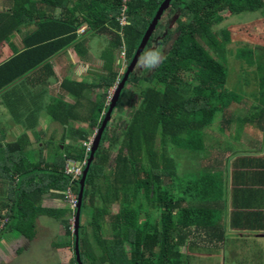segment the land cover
<instances>
[{
  "label": "trees",
  "instance_id": "16d2710c",
  "mask_svg": "<svg viewBox=\"0 0 264 264\" xmlns=\"http://www.w3.org/2000/svg\"><path fill=\"white\" fill-rule=\"evenodd\" d=\"M13 1L9 11L0 12V43L10 42L13 33L22 32L27 23L34 22L36 29L24 37L25 51L13 48L14 57L0 66V91L14 87L18 81L38 71L49 70L53 76V59L68 50L76 48V52L85 57L89 49L81 44L94 35L110 37L102 52L103 60L112 57L111 53L107 55L108 51H123L129 64L164 0H131L128 25L123 29L118 22L120 0ZM175 11L178 13L171 20L176 24L173 44L150 72L151 82L140 90L139 104L130 106L120 134L110 132L109 121L90 166L79 231L82 264H188L189 256L182 251L184 248L211 246L213 240L224 241L225 230L213 207L217 197L210 185H214V179L209 182L204 174L196 178L179 176L178 164L168 146L203 152L205 129L212 125L218 112L241 98L226 89L225 62L231 34L229 37L221 35L214 27L225 20L224 12L229 16L264 12V0H172L164 14ZM263 23L264 19L256 20L248 24V28L255 30ZM84 25L89 26L87 34L79 32ZM253 36L256 48H238L235 56L248 66L258 65L261 70L264 35ZM124 42L126 48L123 49ZM105 65L106 74L97 83L73 79L63 82L62 89L72 103L65 98L54 100L49 107L54 120L69 126L70 120L91 121V129L100 130L105 117L102 114L108 110L102 102V94L99 102H91L88 117L80 115L77 108L88 107L86 92L108 91L123 79L127 67L122 73V69L115 70V61L108 60ZM186 79L193 92L191 96L183 89L188 83ZM129 82L130 77L120 98ZM77 133L80 140L88 137L86 131ZM106 142L109 147L105 146ZM30 143L25 132L7 149L0 145L4 151L1 159L4 174L11 173L10 180L17 184L9 195L12 204L0 203V223L7 220L0 235L11 230L33 241L37 235V219L47 216L62 221L67 234L72 236V242L56 246L74 252L75 237L69 224L73 210L66 199L71 180L64 169L68 159L83 160L85 148L81 145L80 150L71 152L69 148L61 150L57 146L54 161L47 163L42 158L32 163L24 156L18 158L24 154V145ZM111 160L113 166L109 169ZM166 179L170 181L167 184ZM79 183L80 180L73 184L76 194L80 190ZM51 193L64 201L63 206L43 205ZM88 204L92 206L91 237L82 223ZM113 207L116 212L111 211ZM106 217L111 238L104 233ZM72 264H77L75 257Z\"/></svg>",
  "mask_w": 264,
  "mask_h": 264
},
{
  "label": "crops",
  "instance_id": "0c3cea01",
  "mask_svg": "<svg viewBox=\"0 0 264 264\" xmlns=\"http://www.w3.org/2000/svg\"><path fill=\"white\" fill-rule=\"evenodd\" d=\"M13 2V0H0V12L10 9L13 5ZM85 26L87 25H84L83 27ZM23 28H25L26 31L14 32V36L12 35L10 42L0 43V66L14 57L15 54L13 48L19 50L20 52L25 51L26 48L24 46V37L28 33L35 31L36 26L34 22H31L27 23L24 27H22V29ZM91 39H93V36ZM259 46L262 45L259 43ZM253 48H256V46ZM104 50L105 47L103 51ZM68 51L57 55L53 59L52 68L55 73L53 76L49 74V70L43 73L38 71L33 73L28 78L18 81L14 87L0 91V145L5 149H7L8 146L17 143L19 141V137L25 132L27 133L31 144H33L34 139V142L38 141L40 144V141H42V136L45 134L44 129H49L46 128V122L48 121V112L50 111L47 107L45 112L43 107L47 99L46 95H48L47 88L51 89L53 83L54 89L55 85L57 84V92L55 93L54 97H56V99L65 98V101L72 103V100L68 97V94L62 89V84L65 80L69 79L84 81L85 77L83 74L79 75L78 69L86 62L82 60V57H78V59L76 56L80 55L75 51L74 58L72 56L74 59L73 73L71 71L68 72L71 73L73 77L66 76L60 80L58 74L61 73L62 70L64 73L66 72L64 67L66 68L67 61L64 60L63 56L69 53ZM261 52L264 54V50ZM118 58H121L120 55ZM63 60L65 62H63ZM101 61L103 64L99 65L102 68L101 71H103L105 70L103 68L104 60L101 58ZM78 63H80L79 66ZM89 64L94 66L92 63ZM253 66L255 67V72H257V70L259 71L258 65ZM68 70H70V66L67 71ZM255 72H253V74L250 76L252 90L248 91V93L253 91L252 94L255 99L254 104L250 105L249 108L244 107L243 110L246 112L242 111V114L238 117L235 116L234 120H232L231 116L223 120V123L221 124L225 125V128L223 126L218 128L219 133L214 132L213 129L209 127L206 128L204 131L205 144L203 154L193 157H190L189 155L184 156L192 159L198 158L197 162L199 165L197 169V176L204 174L206 175L209 182H213L214 179V185H210L211 188L214 189L215 197H217L213 207L217 214H219L218 216H220V225L225 230V241L226 237H233L240 241H252L256 244V247L263 248L260 249V252H264V75H261L260 77V75H255ZM102 74H106V71ZM74 76H79V78L82 80H79V78L75 79ZM99 81L100 78H97L94 83ZM103 90L104 89L101 90L102 96H104V94H108L106 90ZM100 98L101 94L100 97L95 101H92L88 97L90 100H87L88 107L83 106L77 108L79 114L88 117L92 110V103L99 102ZM240 99L236 103H239ZM103 103L106 105V102ZM236 103L234 104L236 105ZM238 105L242 107L241 104ZM8 110L10 111V114L8 113ZM225 110L229 116V112H237V105L235 107L234 105H230ZM20 113L23 114V116H19ZM104 114L106 113H103L102 117ZM112 118L113 117H111V120ZM70 121L71 123L75 122L76 124H74V126H69L66 123L54 120L50 125L53 128L61 126L64 129L65 133L61 136V139H64L65 136L68 138L66 132L67 130H72L75 132L74 135H77L76 140L79 141L80 146L82 145L83 147L84 142H86L89 138L94 137L97 130H99V128H94L93 132V129H91V121ZM10 122H12L13 125L11 124L8 126ZM80 123L83 124L80 126ZM53 124L56 125L53 126ZM80 128L82 129L80 130ZM31 131H34V134ZM77 131H86L88 133L87 139L84 141L82 139L80 140V136L78 135ZM233 132L236 133L234 136ZM37 133L39 135H37ZM45 140L47 142L46 144L50 145L49 147L47 145L46 148H43V144L38 146L39 148L41 147L42 157L44 160L47 163H51L56 158L55 152L53 158H50L47 154L52 155L53 151L51 148L55 146L61 147V145L59 141H54L52 134L49 135L48 139ZM68 148L71 150V152L72 150H80L78 147L75 149L74 147L70 148L68 146L65 150ZM61 150H63L62 147ZM6 151L8 153V150ZM3 156L4 151L2 147H0V158L2 159ZM184 156L181 158L186 160L187 158ZM1 159L0 161L3 163V165L0 167V203L3 201L1 203L3 205L4 203L12 204V201H10L11 199L8 202H4V196L6 195H4V193L7 192L9 193L8 195H10L16 188L17 184L16 182L10 180L11 173L4 174V162ZM69 160L75 161L73 159H68L67 161ZM182 161L180 160V162ZM177 170L179 176H186L185 171H183L179 166L177 167ZM213 176L215 178H213ZM5 200L7 201V199ZM63 203L64 201H62L60 197H58L56 194L54 195V193H51L45 198L43 205L51 208H58L63 206ZM3 205L1 207H3ZM42 218L43 216H40L37 219L36 224L38 226H36V230L39 228V222L42 220ZM16 237L18 238L8 241L7 244L5 243L3 246L5 248L3 249L5 250V253L6 248L8 250H12V248L15 249L17 247V242L22 240L21 238H24L25 241L29 242V240L22 235ZM194 248L196 247L193 246L186 249L188 252H190V250ZM222 248H224V246L221 247V250ZM19 249L21 251V248ZM3 250L0 251V254L3 252ZM72 261H70V264H72Z\"/></svg>",
  "mask_w": 264,
  "mask_h": 264
},
{
  "label": "rangeland",
  "instance_id": "374dc122",
  "mask_svg": "<svg viewBox=\"0 0 264 264\" xmlns=\"http://www.w3.org/2000/svg\"><path fill=\"white\" fill-rule=\"evenodd\" d=\"M176 13H178V11H175L172 14L166 13V15L164 16L162 20L165 21L164 23L167 24L169 21L172 20V18L175 16L174 14ZM263 14H264L263 11H257V12H252V13H242V14H238L234 16H229V13L224 12L223 15L225 17V20L221 24L214 27V30L222 33L221 35H224V36L227 35L229 37L231 34L232 41L231 43H228V54H227V58L225 62L227 69H228L226 89L229 92L240 95L241 97L240 102L236 103L237 112L235 113L229 112V116H228L226 110H221L215 115L212 125L209 127L213 129L214 132L219 133L218 128H220L221 126L225 128V125L221 124L223 123V120L227 119L230 116L232 117V120H234L235 119L234 117L235 116L238 117L239 115H241L242 111L246 112L243 110L244 107L249 108L250 105L254 104L255 99L252 94L253 91L249 93L248 91L252 90V83L250 82L251 80L250 76L251 74H253V72H255V67L248 66L245 64V62L236 58L235 52L238 48H241V47L248 48L251 46L252 47L257 46V44H255V42L252 41L256 39L254 38L253 34L255 35L263 34L264 35V23L261 24L259 27H257V29L255 30L249 29L248 24H251L252 22H255L256 20L260 21L264 19ZM166 24H163V25L165 26ZM164 26H162L156 31L157 36H161L163 33H165V28H167L168 26H165V27ZM175 26L170 27V28L175 30L176 29ZM23 31L25 32L26 29L23 28L22 32ZM88 31H89V26L87 25L83 27L80 32L82 34H87ZM251 32L253 34H251ZM233 34L236 36L237 38L236 40L234 39L235 37L233 36ZM238 34L240 37L238 36ZM109 38L110 37L108 35H104V36L94 35L93 39L89 37V40L85 44L84 42L81 44L83 48L89 49V53L85 57H82V60L85 61L86 63L82 64L80 68L78 69L79 75L83 74V76L85 77L84 79L86 81L95 82L96 79L102 77L103 75L102 73L105 72V70L101 71L102 68L100 67V65L103 64V62L101 61V58H102L101 54L103 52L104 47L107 48L106 46H108L107 44L109 42ZM124 47L126 48L125 42L122 48L124 49ZM162 48L163 46L153 51L146 50V53H144V55L142 56V60L144 61L145 57H148V58L153 57L155 54H159L160 56H162L161 55ZM75 51H76V48L75 49L73 48L68 51L69 53L63 56L64 60L67 61L66 68L64 67V69H66L65 70L66 72L64 73V71L62 70L61 73L58 74L60 80L66 76L73 77V75L68 72L71 71L73 73V69H74V62H73L74 59L73 58L75 55ZM109 53H111L112 57L104 59V65L108 64V60H110L111 63L115 61V70L118 71L122 69V73H123V71L125 70L128 64V61H125L124 63L125 67L122 66L123 60H121V58L124 57L123 51L122 53L108 51L107 55ZM119 55L121 57L120 59L118 58ZM76 57L78 58L81 56H76ZM64 60L63 62H65ZM89 63H92V65L94 66H91ZM262 64H263L262 69L259 71L257 70V72L254 73L255 75H260V77L261 75H264V59L262 60ZM79 65L80 63H78V66ZM104 65H103V68H104ZM69 66H70V70L67 71V69H69ZM147 68L149 69V72H152L154 67L147 66ZM77 78H79V76L75 77V79ZM142 79L143 80L145 79L146 81L144 82ZM79 80H82V79L79 78ZM186 81L189 83L187 79ZM150 82L151 81L150 79H148L147 72H143L142 70L140 73H138V75H135L133 78H131V81L129 82V84L126 86L124 90L125 91L124 95L122 96V98H120L121 100H119V103L117 105L113 118L111 120V125L109 129L110 132L112 133L115 132L116 134H120L121 129L124 128L125 123L128 119V113L130 111V106L132 107V106L139 104L138 95L140 93V90H142V88L144 87H147L148 83ZM188 83H185L183 85V89L185 90L186 95L191 96L193 95V92L191 90L190 83L189 84ZM56 85H55V89H54V83L52 86L53 88L52 87L51 89L47 88L48 95H46L47 99L43 107L45 112H46V108L48 107V110H49V107L52 106L54 104V100H56V97H54L55 93L57 92ZM107 92L111 94L114 93V87L108 90ZM86 94L92 101H95L97 98L100 97V94H102V91L99 89H93L89 92H86ZM85 103L87 104V101H85ZM238 104H241L242 107ZM232 105H234V107L236 106L234 103H232ZM8 113L10 114L9 110H8ZM48 113L49 114H48V121L46 122V128H49V129L48 130L44 129L45 134L42 136V141H40V144H39L38 141L34 142L35 139L34 140L32 139L33 144L31 143L28 145L25 144L24 154L19 155L18 158H20L21 156L22 157L24 156L26 159L29 158V160L32 161V163L39 162L43 157H42L41 147L39 148L38 145L41 146V144H43L44 145L43 148H46L48 144H46L47 142L45 139H48L49 135L51 134H52V137H54V141L55 140L59 141L63 150H65L67 146L70 148L74 147L75 149H77V147L80 148V143L79 141L76 140L77 135H74L75 132H73L72 130L69 132L68 131L66 132L68 136L66 140L61 139V136L65 133V131L61 126H57V128H53L50 125L53 123L54 120L52 119L53 117L51 115V112H48ZM19 116H23V114L20 113ZM11 124L12 122H10L8 126H10ZM69 124L70 126L71 125L74 126V124L76 123L75 122L71 123L70 121ZM82 124L83 123H80V126ZM55 125L56 124H53V126ZM81 129L82 128H80V130ZM4 132H7V131H4ZM31 132L34 134V131H31ZM93 132H94V129H93ZM235 134L236 133L233 132V136ZM37 135L39 134L37 133ZM204 135H205V132H204ZM49 146L50 145H48V147ZM105 146L109 147V143L106 142ZM51 150L53 151V154L52 155L47 154V155H49L50 158H53L54 152L56 150V146L52 147ZM168 150L172 158L176 159V163L178 164V166L183 171H185L186 173L185 175L187 176V178L197 177V169L199 165L197 162L198 158H193V159L187 158L184 155H189L190 157H193L199 154H203L202 151L201 152H191L187 150H180L173 146H168ZM182 156H184L187 159L185 160L184 158H181ZM113 158H114V155H113ZM180 160L182 162H180ZM2 165L3 163L0 161V167ZM112 166H113V160H111L109 164V169ZM169 182H170L169 180L167 179L165 180L166 184ZM8 194L9 193L7 192L4 193L5 195L4 198L7 199V201L4 199V202H8L10 200V197ZM91 208L92 206L88 204L87 208L84 210L82 214V223L85 227H87V229H89L87 233L89 236H90V231H91L90 222L92 220ZM111 211L116 212L117 211L116 207L115 208L113 207V210ZM72 219L73 218L71 217L70 222H69L70 225H72L71 224ZM108 221L109 219L108 217H106L105 225H104L105 226L104 233L107 238H111ZM16 236H19V234L15 231H11V230L4 231V233L0 235V248H1L0 251L5 249L3 247L5 243L7 244L8 241L18 238ZM21 239L22 240L20 242H17V247L15 249L12 248V250H8L6 248V253H5V250H3V252L0 254V264H70V261H72L74 257V252L72 249L56 246V244L72 242V236L67 234L66 226L64 225L62 221H56L47 216H43L42 220H40L39 222V228H37V236L35 240L27 242L25 241L24 238H21ZM223 239L224 241L222 242L213 240L211 243V246L205 245V244H204L205 246L203 245V247L197 246L196 248L191 249L190 252H188L187 249L184 248L182 251L184 252V254L186 253L187 256H189L188 264H264V252H260L261 251L260 249H263V248L256 247L255 246L256 244L254 242L247 241V240L240 241L233 237H226V241L224 237ZM222 246H224V248H222L221 250ZM19 248H21V251Z\"/></svg>",
  "mask_w": 264,
  "mask_h": 264
},
{
  "label": "water",
  "instance_id": "95a60500",
  "mask_svg": "<svg viewBox=\"0 0 264 264\" xmlns=\"http://www.w3.org/2000/svg\"><path fill=\"white\" fill-rule=\"evenodd\" d=\"M171 2H172V0H164L162 2V4L160 5L156 15L154 16V18H153L152 22L150 23L148 29L146 30L145 35H144V37H143V39H142V41H141V43H140V45L136 51L131 63L129 64L123 79H121L120 84L116 88L114 94L111 95L110 93H108V94H104V96H103V102H107L108 100L110 101V102L106 103V106H108V110L106 111V114H105V117H104V120L102 123V127L99 130V133H98L96 141H95L94 148L92 149V152L90 154L88 165H87L86 169L84 170L83 176L81 177L80 183H79V185H80V190L78 193L79 203H78L77 211H76V215H75V225H74V231H73V235L75 237L74 251H75V258H76L77 264H82L81 254H80L79 231H80V226H81V208H82V201H83L84 190H85V183H86V178H87L90 166L94 160L95 154L97 153V151L99 150V148L101 146L104 131H105L109 121L111 120V117H112L114 110L116 109V107L119 103V100H120L122 91L126 85V82L128 81L130 74L133 72L134 68L136 67L137 62H138L141 54L146 49L147 44L150 40V37L153 34V32L155 31V29L157 28L159 21L162 19L164 13L170 8Z\"/></svg>",
  "mask_w": 264,
  "mask_h": 264
},
{
  "label": "built area",
  "instance_id": "2783aa9c",
  "mask_svg": "<svg viewBox=\"0 0 264 264\" xmlns=\"http://www.w3.org/2000/svg\"><path fill=\"white\" fill-rule=\"evenodd\" d=\"M131 2V0H120L121 3V11H120V15L118 17V22L120 27L123 29L125 26L128 25V15H127V11H128V5ZM121 60H123V66L125 63V55L124 57L121 58ZM121 79H119L115 86H114V92L116 90V88L118 87V85L120 84ZM111 94V93H110ZM114 93H112L111 95H113ZM108 102H110L108 100ZM99 133V130H97V133L94 135V137L89 138L86 142H84V148H85V157L83 160L81 161H67L66 165H65V169H64V173L66 176H68L71 180L69 186L66 189V199L67 202L69 203L71 209L73 210V216H72V220H71V230L72 232L74 231V225H75V215H76V211H77V206H78V194H76V192L73 190V184L76 181H79L81 179V177L83 176L84 170L86 169L87 165H88V161H89V157L90 154L92 152V149L94 148L95 145V141L97 138V134ZM6 221H2L0 223V231L3 229L4 225H5Z\"/></svg>",
  "mask_w": 264,
  "mask_h": 264
},
{
  "label": "flooded vegetation",
  "instance_id": "af4514ba",
  "mask_svg": "<svg viewBox=\"0 0 264 264\" xmlns=\"http://www.w3.org/2000/svg\"><path fill=\"white\" fill-rule=\"evenodd\" d=\"M164 15H166V14H164ZM163 15V16H164ZM164 17H162V19H163ZM160 20L159 21V23H158V25H157V28L155 29V31L153 32V34L151 35V37H150V40H149V42H148V44H147V47H146V49L143 51V53L141 54V56H140V58H139V60H138V62H137V65H136V67L134 68V70H133V72L130 74V81H131V78H133L135 75H138V73H140L141 72V70L143 71V72H147V74H148V79H149V74H150V72H149V69L147 68V64L152 60V58L153 57H145V60L143 61L142 60V56L144 55V53H146V50H150V51H153V50H157L159 47H162L163 46V48H162V50H161V55L163 54V53H165L166 51H167V49L171 46V44H173V41H174V39H175V35L173 34V32L176 30H173V29H171L170 27L172 26H175L173 23H171V21H169L167 24L166 23H164L165 21H163V20ZM163 24H166L165 26H168L167 28H165V33H163L161 36H157L156 35V31L159 29V28H161L162 26H164ZM164 26V27H165ZM176 27V26H175ZM167 29V30H166ZM169 29H170V31H171V34L172 35H170L169 36ZM169 31V32H168ZM145 35V34H144ZM144 37V36H143ZM150 43V44H149ZM141 61V62H140ZM143 61V62H142ZM131 63V62H130ZM129 63V64H130ZM129 64L127 65V68H128V66H129ZM155 68V67H154ZM154 68H153V70H154ZM141 79V78H140ZM143 80V79H142ZM144 82L146 81L145 79L143 80Z\"/></svg>",
  "mask_w": 264,
  "mask_h": 264
},
{
  "label": "clouds",
  "instance_id": "9594fccd",
  "mask_svg": "<svg viewBox=\"0 0 264 264\" xmlns=\"http://www.w3.org/2000/svg\"><path fill=\"white\" fill-rule=\"evenodd\" d=\"M162 61V57L159 54H155L152 60L146 65L148 67H155Z\"/></svg>",
  "mask_w": 264,
  "mask_h": 264
}]
</instances>
